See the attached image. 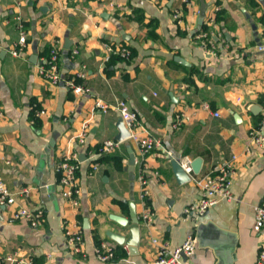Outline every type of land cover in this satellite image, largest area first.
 Instances as JSON below:
<instances>
[{"label": "crops", "instance_id": "1", "mask_svg": "<svg viewBox=\"0 0 264 264\" xmlns=\"http://www.w3.org/2000/svg\"><path fill=\"white\" fill-rule=\"evenodd\" d=\"M204 1L206 30L198 27L200 0H0V177L13 191L27 189L11 207L0 205V264H18L6 255L31 256L35 264H156L152 238L175 246L187 235L195 238L188 264H256L264 227L253 229L252 207L264 197V151L247 148L251 128L264 132V0ZM19 25L26 46L16 56ZM200 32L211 38L213 54ZM54 38L63 47L62 75L88 93L50 84L39 73ZM104 44L127 46L130 57L105 58ZM96 99L108 110L94 107ZM118 100L137 114L140 135L159 141L142 158L129 141L149 194L143 203L134 180L139 241L128 249L107 235H129L128 223L110 216L130 217L126 146L99 152L119 133ZM204 101L210 110L201 108ZM39 109L44 112L34 118ZM177 117L183 121L172 126ZM65 152H76L81 162L76 211L62 199L54 170ZM185 158L201 159L200 172L231 160L233 198L197 219L184 217L199 194L193 175L176 167ZM20 205L41 208L42 222L32 227L14 218ZM145 205L154 212L151 224L141 220ZM75 212L84 227L82 253L70 252L62 232ZM100 241L113 246V259L96 257Z\"/></svg>", "mask_w": 264, "mask_h": 264}, {"label": "built area", "instance_id": "2", "mask_svg": "<svg viewBox=\"0 0 264 264\" xmlns=\"http://www.w3.org/2000/svg\"><path fill=\"white\" fill-rule=\"evenodd\" d=\"M176 16V15H174ZM205 16V14H204ZM19 29V38L17 45L11 49V53L19 55L22 53L23 48L26 46V32L21 25ZM213 36L217 33L211 32ZM199 40L202 39V45L206 48V52L213 54L212 41L206 32H200L197 34ZM106 49V57L115 53L124 59L130 57V50L127 46L119 45L112 46L110 44H104ZM260 48H264L261 46ZM63 51L60 39L54 38L49 45V51L38 66L39 73L50 84H63L70 88L72 92L76 94L88 93L90 89L74 82L73 78H68L62 75L60 71V57ZM77 50L73 49L72 53H76ZM80 73L79 76H82ZM96 108L101 111H107L109 105L99 99L95 100ZM114 107L117 109L120 119L123 121L125 128L128 130V134L121 139H105L102 142L100 151L101 153H111L117 150L125 141H133L137 145L140 158L148 154L153 148H155L159 141L152 135L146 134L141 136L137 131L140 127L137 114L131 110L127 103L123 100H118ZM201 108L210 110L209 104L204 101L201 103ZM44 112L43 109L36 110L34 118L40 116ZM1 114V109H0ZM213 116H219L217 111H211ZM34 118L32 121H34ZM183 121L182 117H177L172 126L178 125ZM264 122V118L263 121ZM85 126V124H84ZM83 126V127H84ZM137 128V129H136ZM79 142H83L82 134L77 138ZM248 148L247 151L254 149L256 152L264 151V132L261 127L257 126L251 128L248 132ZM234 155L231 156V160L234 159ZM4 159V156L0 152V160ZM231 160L223 162L221 164H213L205 171L193 172L191 162L192 159L185 158L179 161L183 170L189 174L193 183L198 188V198L191 202L183 209V216L187 218L197 219L203 215L210 207L214 206L220 199L230 201L233 198L232 194V181L235 174V167ZM79 156L76 152L66 153L61 155L54 164V170L58 173V183L61 190L60 195L63 200L67 202V205L73 211L78 210L80 206L79 194L80 186L77 177V171L80 166ZM139 163V157L135 154V165ZM98 163H91L92 170L97 167ZM135 180L139 186V197L143 203L148 198L149 190L147 188V179L144 171L138 169L135 173ZM27 189L20 191H13L8 188L5 181L0 177V205L3 207H11L17 200V196L24 194ZM253 209V229L255 232H259L264 227V197L259 203H256L252 207ZM77 212L69 214V216L62 222V232L65 241L69 247L70 252L82 253L83 252V226L76 216ZM43 210L41 208H31L27 206H18L12 211V216L16 219H25L32 227L38 226L43 220ZM154 212L145 205L144 211L141 215V220L146 224L153 222ZM151 243L156 245L155 248V263L156 264H188L186 258L193 252L195 247V238L192 235H187L186 238L178 245L171 246L167 242H160L156 238L151 239ZM123 244V243H122ZM124 248H129L128 244H123ZM96 257L101 261L111 260L115 255L113 246L106 242L100 241L94 248ZM7 261H13L18 264H35L31 256L17 257L14 255H6ZM256 264H264V240L259 245Z\"/></svg>", "mask_w": 264, "mask_h": 264}, {"label": "water", "instance_id": "3", "mask_svg": "<svg viewBox=\"0 0 264 264\" xmlns=\"http://www.w3.org/2000/svg\"><path fill=\"white\" fill-rule=\"evenodd\" d=\"M206 2L204 0H200V14L198 18V27L202 24L203 21V15L204 11L206 9ZM119 133L115 137V139H121L125 137L128 134L127 128H125V125L123 121L120 119V122L118 124ZM127 150V158L124 160L126 163V171H127V177L129 179L130 185H129V197H128V207H129V215L130 217H124L117 214H111L110 216L112 219L117 221L120 224H126L128 223V229H129V235L125 237L122 234L114 233L113 231H108L107 235L115 240L117 243H125L128 244L130 248H134L139 241V218L135 211L134 206V195H133V183L135 180V153L131 146V143L129 141L124 142ZM176 167L178 166V169L182 168L179 164V162H175ZM192 170L193 172H198L201 166V159L196 158L191 162ZM183 169V168H182ZM184 171V170H183ZM185 172V171H184Z\"/></svg>", "mask_w": 264, "mask_h": 264}, {"label": "trees", "instance_id": "4", "mask_svg": "<svg viewBox=\"0 0 264 264\" xmlns=\"http://www.w3.org/2000/svg\"><path fill=\"white\" fill-rule=\"evenodd\" d=\"M201 29L206 30L207 28L202 24Z\"/></svg>", "mask_w": 264, "mask_h": 264}]
</instances>
